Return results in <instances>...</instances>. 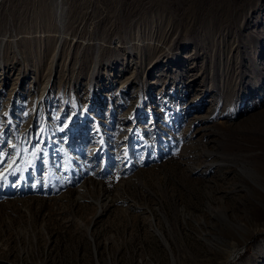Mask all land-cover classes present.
I'll use <instances>...</instances> for the list:
<instances>
[{
	"label": "rangeland",
	"instance_id": "374dc122",
	"mask_svg": "<svg viewBox=\"0 0 264 264\" xmlns=\"http://www.w3.org/2000/svg\"><path fill=\"white\" fill-rule=\"evenodd\" d=\"M0 264H264V0H0Z\"/></svg>",
	"mask_w": 264,
	"mask_h": 264
},
{
	"label": "snow or ice",
	"instance_id": "6c2138e0",
	"mask_svg": "<svg viewBox=\"0 0 264 264\" xmlns=\"http://www.w3.org/2000/svg\"><path fill=\"white\" fill-rule=\"evenodd\" d=\"M0 178H2V177H0Z\"/></svg>",
	"mask_w": 264,
	"mask_h": 264
}]
</instances>
